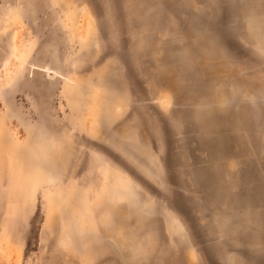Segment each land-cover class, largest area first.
<instances>
[{"label": "rangeland", "instance_id": "374dc122", "mask_svg": "<svg viewBox=\"0 0 264 264\" xmlns=\"http://www.w3.org/2000/svg\"><path fill=\"white\" fill-rule=\"evenodd\" d=\"M262 93L264 0H0V264H219L187 176Z\"/></svg>", "mask_w": 264, "mask_h": 264}, {"label": "crops", "instance_id": "0c3cea01", "mask_svg": "<svg viewBox=\"0 0 264 264\" xmlns=\"http://www.w3.org/2000/svg\"><path fill=\"white\" fill-rule=\"evenodd\" d=\"M259 97L264 101L263 93ZM207 116V140H230L231 148L209 144L207 157L193 163L187 176L192 198L207 199L194 213L209 246L206 260L264 264V105L234 112L208 110Z\"/></svg>", "mask_w": 264, "mask_h": 264}]
</instances>
